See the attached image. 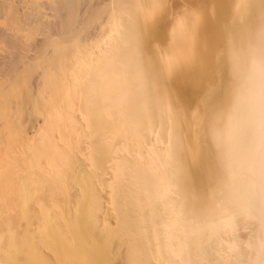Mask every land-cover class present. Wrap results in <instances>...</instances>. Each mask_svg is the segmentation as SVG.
Wrapping results in <instances>:
<instances>
[{
	"label": "bare ground",
	"instance_id": "bare-ground-1",
	"mask_svg": "<svg viewBox=\"0 0 264 264\" xmlns=\"http://www.w3.org/2000/svg\"><path fill=\"white\" fill-rule=\"evenodd\" d=\"M129 16H148L147 43ZM260 16V0H0V264H33L17 253L53 233L82 243L67 247H81L75 264L229 246L254 259L262 226L243 197L259 152Z\"/></svg>",
	"mask_w": 264,
	"mask_h": 264
},
{
	"label": "snow or ice",
	"instance_id": "snow-or-ice-1",
	"mask_svg": "<svg viewBox=\"0 0 264 264\" xmlns=\"http://www.w3.org/2000/svg\"><path fill=\"white\" fill-rule=\"evenodd\" d=\"M166 7L163 3H155L152 5V15L158 10H163ZM241 7L240 5L236 6ZM261 16L259 28L256 33V48L253 50L254 65L258 66L260 81H261V112H260V140L258 155L252 161V178L248 184L243 197L245 210L248 213L258 214L261 221V233L258 243V251L253 259L249 256L248 259L239 255V250L234 246H229L227 251H216L213 258L207 255L206 252L197 255V258L192 259L191 253H188V259H179L172 261L171 264H264V0H260ZM148 16H145L144 25H140L138 20L132 16L128 17L127 27L130 36L139 42L147 43L150 35L147 31ZM258 56V60L256 57ZM199 231V226H195L193 234ZM248 247H252L249 245ZM184 255V253H181Z\"/></svg>",
	"mask_w": 264,
	"mask_h": 264
},
{
	"label": "rangeland",
	"instance_id": "rangeland-1",
	"mask_svg": "<svg viewBox=\"0 0 264 264\" xmlns=\"http://www.w3.org/2000/svg\"><path fill=\"white\" fill-rule=\"evenodd\" d=\"M47 225V228H49V226H50V224H46ZM49 225V226H48ZM37 227H38V225H36ZM50 227H52V225L50 226ZM59 227H60V225H59ZM53 228H54V226H53ZM45 229V228H44ZM38 230V229H37ZM40 230V229H39ZM52 230V228L51 229H49V230H47L46 231V229H45V231L47 232V234H44V233H42V232H45V231H42L41 233L42 234H44V236L46 237L47 235H48V232H49V235L51 234L50 232H52L53 233V230ZM35 233L37 234V235H35V234H33V236H36L35 238V240H38V239H40V238H37V237H41L42 236V234L41 235H38L39 233H37L36 231H35ZM65 232H63L62 234H64ZM67 233V232H66ZM64 234V238L65 239H67V241L66 242H69L68 240H70V237L71 238H73L74 239V235H72L71 236V234L69 235V233H67V234ZM53 234H55V235H53V237L54 238H51L52 240L53 239H56V240H54V241H50L51 239H50V236H47V237H49V238H47V240L49 241V242H51L49 245V247L51 248H49L48 246H46V247H48V250H47V248L44 246V248H43V246L42 247H40V248H42V250L39 252V251H37V252H35L34 254L32 253V252H30L29 250H24L23 252H19V253H17L18 255H16V257H17V259L19 258V256H20V258L19 259H22V258H24V257H33L34 259H32L33 261H34V263L33 264H62V263H65V264H71L72 262L71 261H73L74 263H72V264H75V260L77 259L75 256H80L79 255V252L81 253L82 251H80V249H81V247H80V249L78 248V250H79V252H77V251H72V252H70V249L71 250H73V246H74V250L76 249L77 250V248H76V246L77 247H79L80 246V244H82L81 242H80V244H79V240H76L75 241V243H74V245H72V243L70 244L69 243V245L70 246H66V245H64L65 244V241L64 242H62L63 244H61L60 245V243H61V241H60V239L58 240V242H55V241H57V238H60L61 237V234H60V236L59 237H57L56 238V233H53ZM52 235V234H51ZM69 235V237L67 238V236ZM30 237V235H26L25 236V238L27 239V238H29ZM45 237H44V239H45ZM52 237V236H51ZM43 238V237H42ZM63 238V239H64ZM50 239V240H49ZM61 239H62V237H61ZM64 239V240H65ZM43 239H41V241H42ZM59 241H60V243H59ZM44 242V241H43ZM55 242V243H54ZM78 242V243H77ZM46 243H48L47 241H46ZM53 243V245L51 246V244ZM43 244H45V243H43ZM77 244V245H76ZM48 245V244H47ZM57 247H56V246ZM68 245V244H67ZM76 245V246H75ZM79 245V246H78ZM54 246V248H52ZM58 246H60L59 248H58ZM61 246H63V248L61 247ZM65 246V247H64ZM67 247H69V248H67ZM56 248H58V249H56ZM62 248V249H61ZM64 248H65V252H67V253H65L64 252ZM66 248H67V250H69V252L68 251H66ZM55 250L54 252L52 251L51 252V250ZM60 250V253H62L63 254V252H64V255H66V256H64V255H62V254H60L58 251ZM44 251H46V252H44ZM42 252V253H41ZM60 255H62L63 257H64V261H61V259L63 260V258H62V256H60L61 257V259H58V258H60L59 257V254ZM77 252V253H76ZM71 253V254H70ZM75 253V254H74ZM36 254V255H35ZM57 254V256H56V258H57V260H56V258H55V256L54 255H56ZM82 254V253H81ZM44 255V256H43ZM73 255V256H72ZM75 255V256H74ZM36 256V257H35ZM2 257V258H1ZM46 257V258H45ZM65 257L70 261V262H67L68 260L67 259H65ZM70 257V258H69ZM0 258L2 259V261L3 262H5L6 261V259H4V257L3 256H0ZM37 258V259H36ZM5 260V261H4ZM42 260V261H41ZM77 260H80V257H79V259H77ZM38 261V262H37ZM61 261V262H60ZM67 262V263H66Z\"/></svg>",
	"mask_w": 264,
	"mask_h": 264
}]
</instances>
